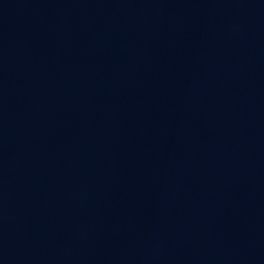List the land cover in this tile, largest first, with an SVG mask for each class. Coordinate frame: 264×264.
Segmentation results:
<instances>
[{
	"label": "water",
	"instance_id": "water-1",
	"mask_svg": "<svg viewBox=\"0 0 264 264\" xmlns=\"http://www.w3.org/2000/svg\"><path fill=\"white\" fill-rule=\"evenodd\" d=\"M0 264H264V0H0Z\"/></svg>",
	"mask_w": 264,
	"mask_h": 264
}]
</instances>
